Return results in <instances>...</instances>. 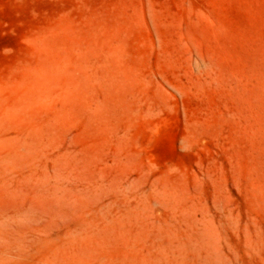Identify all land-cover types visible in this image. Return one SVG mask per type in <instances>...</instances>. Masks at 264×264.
<instances>
[{
	"label": "rangeland",
	"instance_id": "obj_1",
	"mask_svg": "<svg viewBox=\"0 0 264 264\" xmlns=\"http://www.w3.org/2000/svg\"><path fill=\"white\" fill-rule=\"evenodd\" d=\"M0 264H264V0H0Z\"/></svg>",
	"mask_w": 264,
	"mask_h": 264
}]
</instances>
